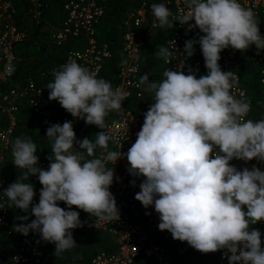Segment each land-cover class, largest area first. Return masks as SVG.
I'll use <instances>...</instances> for the list:
<instances>
[{
	"label": "clouds",
	"instance_id": "9594fccd",
	"mask_svg": "<svg viewBox=\"0 0 264 264\" xmlns=\"http://www.w3.org/2000/svg\"><path fill=\"white\" fill-rule=\"evenodd\" d=\"M185 6L177 16L164 3L151 6L161 29H173L179 22L203 35L185 42L178 70L166 69L159 82L150 81L149 74L139 80L153 102L126 153L128 173L142 178L135 199L145 209L154 208L159 230L174 240L204 254L226 250L229 264H264L262 234L252 229L264 221V171L255 166L238 170L231 164L234 159L264 162V119H245L250 102L231 94L233 73L222 71L219 64L220 53L228 48L243 52L255 46L258 54L264 51V36L254 11L239 0H185ZM196 44L207 69L199 78L183 70ZM169 45L175 49L173 41L155 53L166 63L172 56ZM14 72L15 67L6 64L0 79ZM47 89L50 101L102 131L94 141L77 140L71 121L51 125L46 132L51 141L47 170L38 166L35 143L16 138L11 162L20 176L0 195V209L28 212L31 207L35 219L14 225L13 231L25 237L37 233L62 257L77 247L73 230L84 226L73 207L95 218L96 227L120 219L110 188L112 166L125 154L108 150L110 137L103 129L108 114L122 109L127 94L75 60L54 72ZM34 176L42 185L38 204H33L34 185L29 182Z\"/></svg>",
	"mask_w": 264,
	"mask_h": 264
},
{
	"label": "built area",
	"instance_id": "2783aa9c",
	"mask_svg": "<svg viewBox=\"0 0 264 264\" xmlns=\"http://www.w3.org/2000/svg\"><path fill=\"white\" fill-rule=\"evenodd\" d=\"M111 0H66L61 8L63 15L57 23V27L48 34V42L56 48H62L66 44L73 43L74 46L66 52V61L75 60L81 66L87 67L95 72L98 78H102L105 66L114 57V45L101 40L99 31L107 17V9ZM245 8H251L255 18L264 22V0H239ZM164 3L173 16L182 14L186 10L185 0H132L129 9L123 14L118 22L120 31V45L118 54L120 56L116 73L114 75L113 88L123 90L127 95L120 111H112L106 119V127L103 131L110 137L109 151L125 156L119 159L113 166L111 162L108 167L114 169V182L110 188L119 209L120 219L111 222H99L96 227L95 220L85 226V229L95 230L102 235H108L114 240V251H98L89 260V264H177L173 253L164 245L172 235L167 231H160L158 225L160 219L154 208L145 209L142 215L137 214L138 201L135 195L140 191L142 178L132 177L128 171L126 153L135 143L137 133L144 123L145 112L141 109L135 110L130 107L132 98L143 96V89L139 87L142 77L143 53L146 43L150 40L158 23L155 20L151 6ZM46 12L44 0H26L24 17L36 26L44 24ZM260 28V26H259ZM168 33L164 46L175 41L174 46L168 47L172 51L170 63L161 59V81L166 69L178 70L183 56L185 42L194 40L196 34H202L199 29L188 31L187 25L176 22L173 29H165ZM264 36V31L260 28ZM203 35V34H202ZM27 40V31L20 26V12L14 0H0V72H3L6 64L14 66L17 61L15 47ZM254 56V63L258 74V83L264 101V51L259 54L255 46L250 47ZM238 50L225 49L220 53L219 61L222 71H232L234 85L231 94L237 99H245L250 102L251 109L245 119H253V102L248 96L247 90L241 84V78L235 70V61ZM202 65L201 52L195 48L194 55L185 61L184 72L196 73ZM8 76L0 79V116L6 119V126L0 129V195L8 187L7 178L2 173L5 164H12V155L5 158L9 153L12 138L17 125L16 114L18 104L25 101L30 107L32 114L36 116L43 128H49L54 124L63 125L66 121L73 123L75 134L84 120L73 118L69 113L63 114L58 122L53 119V112L49 101L43 95L42 90L37 87L35 79L28 77L25 84L19 88L4 89L6 83L11 79ZM153 102V97L150 95ZM102 131L98 128V133ZM38 166L44 169V163ZM255 166L264 171V162L252 160L244 162L243 168ZM240 169V170H242ZM19 170V169H17ZM135 181L133 186L132 181ZM42 187L35 191L33 204L39 202V192ZM15 209H0V230L6 235H12L8 228L10 217ZM22 211L25 223H31L35 219L31 215V207L28 212ZM255 230L261 232L264 238V221L253 225ZM42 246H55L41 240L35 232H30L23 245L18 247L10 257L11 264H40V248ZM226 250L217 251L213 264H229L225 255ZM230 255V254H228Z\"/></svg>",
	"mask_w": 264,
	"mask_h": 264
},
{
	"label": "trees",
	"instance_id": "16d2710c",
	"mask_svg": "<svg viewBox=\"0 0 264 264\" xmlns=\"http://www.w3.org/2000/svg\"><path fill=\"white\" fill-rule=\"evenodd\" d=\"M14 1L20 11L26 6V0ZM65 1L66 0H44L45 12L50 11L52 8H54L55 11L61 9ZM131 4L132 0H111L109 2L107 17L104 21L108 24L106 32L109 31V34L105 33L106 35L100 37L101 40L110 42L114 45V57L105 66L101 76L110 81L112 85H114V75L120 58L117 51L120 45L118 22ZM42 26L43 25L36 26L32 23L30 25V31L27 32V40L15 47V56L17 59L14 64L15 72L4 86V89L19 88L25 84L28 77H33L37 87L42 90L43 95L50 103L54 121L58 122L60 117L67 112L57 101L49 100L47 85L54 81V72L59 70L60 66L67 62L65 54L68 49L73 48L74 44L69 43L62 48H56L49 42L43 41L40 32V27ZM259 26L261 30L264 31V22H260ZM165 29L166 28L161 29L160 27L156 29L153 37L146 43L143 53L142 76L144 74H149V80L154 82H158L161 75L160 62L162 58L155 53L159 52L160 46H164L167 40L168 33ZM200 35L202 34H196L195 39H198ZM194 47L200 50L199 44H196ZM29 59H31L32 62L26 63V60ZM201 61V68L195 73L197 78L207 73L202 53ZM235 70L239 74L241 84L247 90L248 96L252 99L254 112L252 120L257 121L264 119V101L258 83V74L254 63L253 52L250 48L243 52L238 51L235 61ZM151 102L150 94L143 91L142 97L131 99L130 107L135 110L141 109L146 113L149 110ZM16 117L17 125L9 153H11L12 144L16 138L28 137L36 145V154L39 157V163H44L46 166L44 170H47L50 163L48 157L51 155V141L46 138L47 128H43L40 125L38 118L32 114L30 107L25 101L19 102ZM5 126L6 119L4 116H0V129L5 128ZM79 130L80 136L78 140L88 138L94 141L95 136L98 134V127L86 125L85 121L82 122ZM240 166L236 165V168L239 169ZM2 173L7 178L8 186L15 182L20 176V170L15 169L9 164L3 166ZM29 182L34 185V191L42 187L38 181V177H30ZM59 206L67 210L65 204L60 203ZM73 210L80 213L79 218L84 225L81 228L73 230V239L77 247L63 253L62 257H56L55 246H42L40 248V264H89L91 257L98 251H114V240L110 236L102 235L95 230L85 229V226L95 218H91L87 213L75 207H73ZM144 210L145 208L138 202L137 214L139 216L142 215ZM19 217H23L22 211L15 209L8 223V228L12 235L8 236L0 230V264H11V255L26 241L25 236L13 231L14 225L25 223V221L19 219ZM164 245L173 253L177 264H213L215 260L216 252L208 254L201 253L189 246L187 242H180L171 238L166 240ZM147 264H150V262H147Z\"/></svg>",
	"mask_w": 264,
	"mask_h": 264
},
{
	"label": "crops",
	"instance_id": "0c3cea01",
	"mask_svg": "<svg viewBox=\"0 0 264 264\" xmlns=\"http://www.w3.org/2000/svg\"><path fill=\"white\" fill-rule=\"evenodd\" d=\"M15 2V1H14ZM24 11H25V7H24V9L22 10V11H20V9H19V12H20V24H21V22L22 21H24V20H27V22L29 23V25H31L32 23L26 18V17H24L23 15H24ZM62 15H63V12H62V10L61 9H59V10H54V8H52V9H50V11H47L46 12V15H45V18H44V24H43V26L42 27H40V32H41V39L43 40V41H47L48 42V34L51 32V30L52 29H54V28H56L57 26H55V27H53L52 25H57V23H58V21L61 19V17H62ZM56 20H57V22H56ZM108 21V20H107ZM106 21V22H107ZM50 22H53V23H55V24H51ZM105 24V25H104ZM104 24L103 25H101V27H100V30L102 29V30H104L103 29V26H105V29H107V23H105L104 22ZM50 25V26H49ZM47 26H49V27H47ZM23 29H25V28H23ZM27 31V30H26ZM29 31H30V29H29ZM28 31V32H29ZM100 32V31H99ZM105 33H108L109 34V31H107V32H105ZM106 35V34H105ZM32 58V57H31ZM32 62V60L31 59H29V60H26V63H31ZM243 163H244V161H240V160H233V161H231V164L233 165V166H235L236 167V165L238 166H240V168L238 169V170H240V169H242V166H243ZM252 229H255L254 228V226H252ZM262 246H264V245H262Z\"/></svg>",
	"mask_w": 264,
	"mask_h": 264
},
{
	"label": "rangeland",
	"instance_id": "374dc122",
	"mask_svg": "<svg viewBox=\"0 0 264 264\" xmlns=\"http://www.w3.org/2000/svg\"><path fill=\"white\" fill-rule=\"evenodd\" d=\"M56 22H57V20H56ZM51 24H55V23H53V22H50ZM20 26H22L23 28H25L26 30H27V32L29 31V29H30V25H29V23L27 22V20H24V21H22L21 22V24H20ZM50 26V25H49ZM49 26H47V27H49ZM53 27H55V26H57L56 24L55 25H52ZM103 29L104 30H100V32H99V36H103V35H105V32H106V29H105V26H103ZM79 136H80V130L78 131V133L76 134V139L78 140V138H79ZM12 154L11 153H6L5 155H4V157L5 158H9L10 156H11ZM20 210V209H19ZM261 240H262V245H264V238L263 237H261Z\"/></svg>",
	"mask_w": 264,
	"mask_h": 264
}]
</instances>
